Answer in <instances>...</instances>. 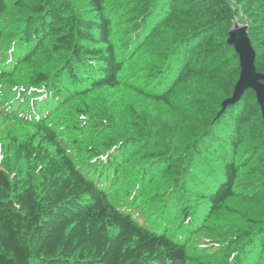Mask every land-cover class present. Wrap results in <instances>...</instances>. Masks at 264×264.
Wrapping results in <instances>:
<instances>
[{
	"label": "trees",
	"instance_id": "obj_1",
	"mask_svg": "<svg viewBox=\"0 0 264 264\" xmlns=\"http://www.w3.org/2000/svg\"><path fill=\"white\" fill-rule=\"evenodd\" d=\"M235 24L264 74V0H0V264H264Z\"/></svg>",
	"mask_w": 264,
	"mask_h": 264
},
{
	"label": "water",
	"instance_id": "obj_2",
	"mask_svg": "<svg viewBox=\"0 0 264 264\" xmlns=\"http://www.w3.org/2000/svg\"><path fill=\"white\" fill-rule=\"evenodd\" d=\"M227 42L238 54L240 72L232 94L222 101V108L239 100L245 90L252 89L264 117V74L256 70L255 50L247 34L246 25H233L228 30Z\"/></svg>",
	"mask_w": 264,
	"mask_h": 264
}]
</instances>
